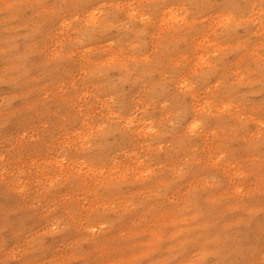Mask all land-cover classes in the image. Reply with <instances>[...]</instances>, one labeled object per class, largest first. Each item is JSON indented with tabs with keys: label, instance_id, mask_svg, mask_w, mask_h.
Wrapping results in <instances>:
<instances>
[{
	"label": "rangeland",
	"instance_id": "obj_1",
	"mask_svg": "<svg viewBox=\"0 0 264 264\" xmlns=\"http://www.w3.org/2000/svg\"><path fill=\"white\" fill-rule=\"evenodd\" d=\"M0 264H264V0H0Z\"/></svg>",
	"mask_w": 264,
	"mask_h": 264
}]
</instances>
